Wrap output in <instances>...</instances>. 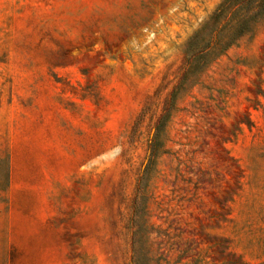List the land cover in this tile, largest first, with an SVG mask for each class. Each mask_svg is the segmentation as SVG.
Instances as JSON below:
<instances>
[{
	"label": "rangeland",
	"instance_id": "1",
	"mask_svg": "<svg viewBox=\"0 0 264 264\" xmlns=\"http://www.w3.org/2000/svg\"><path fill=\"white\" fill-rule=\"evenodd\" d=\"M220 1L0 0V264H264V24L171 96Z\"/></svg>",
	"mask_w": 264,
	"mask_h": 264
},
{
	"label": "trees",
	"instance_id": "2",
	"mask_svg": "<svg viewBox=\"0 0 264 264\" xmlns=\"http://www.w3.org/2000/svg\"><path fill=\"white\" fill-rule=\"evenodd\" d=\"M261 24H264V0H221L207 20L189 37L184 48L182 74L171 93L172 98L200 83V76L215 59L242 38L251 37ZM263 82V79L259 80L257 95H264ZM168 113L167 109L161 115L157 129L164 124ZM157 155L151 147L147 161L150 163ZM6 165H9L8 159Z\"/></svg>",
	"mask_w": 264,
	"mask_h": 264
}]
</instances>
